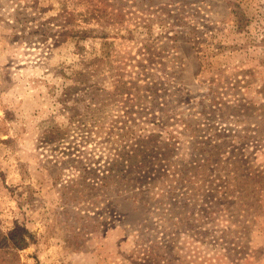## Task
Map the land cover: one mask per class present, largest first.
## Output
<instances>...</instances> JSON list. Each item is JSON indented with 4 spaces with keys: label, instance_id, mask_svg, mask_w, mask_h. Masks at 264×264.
Returning a JSON list of instances; mask_svg holds the SVG:
<instances>
[{
    "label": "rangeland",
    "instance_id": "374dc122",
    "mask_svg": "<svg viewBox=\"0 0 264 264\" xmlns=\"http://www.w3.org/2000/svg\"><path fill=\"white\" fill-rule=\"evenodd\" d=\"M152 83L195 134L157 110L127 121L152 112ZM168 129L178 167L225 142L213 175L228 172L229 201L101 196L110 148ZM13 230L32 235L13 264H264V0H0V234Z\"/></svg>",
    "mask_w": 264,
    "mask_h": 264
},
{
    "label": "trees",
    "instance_id": "16d2710c",
    "mask_svg": "<svg viewBox=\"0 0 264 264\" xmlns=\"http://www.w3.org/2000/svg\"><path fill=\"white\" fill-rule=\"evenodd\" d=\"M159 86L161 85L152 83L148 86V89L145 88L149 92L147 96L149 98H145L144 102H148L152 112L147 113L143 105L138 106L140 110L137 109L136 111L130 112L127 115V121L133 122L134 124L136 121L143 122V118L146 120L156 119L158 117L155 116V110H157L160 113V117L156 120L164 128H169L173 123L176 124L180 121L183 124V131H186L185 133H189V135L195 134V127L190 125L191 119H176L175 116L177 113L171 106L170 98H165L163 102H159L158 99L161 96L157 92V90L161 89ZM162 90L167 91L168 88H162ZM136 125L139 124L136 123ZM173 132L174 130L168 129L166 131L168 136L162 140L133 136V141L124 139L125 144L121 147L110 148L108 152L113 150L114 153L112 156L107 153L108 156L105 162L108 164L106 170L108 175L104 176V179L107 178L108 182L103 180L96 188L103 190L101 196L108 192H116V194L127 192L128 194H132L135 200L141 201L139 199L140 196L152 192L157 186L160 189L162 188L163 191L165 190V192L170 193V196H176L175 192L177 190L184 189L185 191L181 193L182 195L178 200L180 202V210H187L189 207H193V212L195 210V204L199 202L209 207V204H213L214 202H220L221 205H224L229 201L228 194L224 191L229 184L228 172L225 174L219 173L217 176L213 175L214 171L224 170L228 162L223 159L226 158L224 157L225 142L220 145L210 146L209 151L212 152L208 153L207 157L192 159L185 166L178 167L174 163L175 160L173 157V154L178 148V140L173 135ZM125 133L127 135L129 132ZM91 134L88 132L83 135V141L88 142L91 139ZM130 135H132V132ZM196 144L198 143H195L194 149L201 150V147H197L198 145ZM234 163L236 164L237 161ZM238 170L239 168L234 171L235 176L233 175L232 180H239L237 187L241 189L243 187L242 183H240L242 174L237 172ZM213 184L215 185L211 187ZM209 187H211L212 191H216V193L222 191L221 196L214 195L213 199H217V201H212L211 199H209V202L207 201L205 188ZM235 198L237 202L242 199L240 195H237ZM91 200L89 198L90 202ZM199 211H203L206 214L205 208H200ZM198 216L201 218L208 217V215L203 214H198ZM208 219L210 220V218ZM181 229L182 227L179 226V232ZM172 234L176 236L178 233L175 232ZM166 236L167 241L172 239L170 238L171 236L173 237L171 232L167 233ZM173 238L175 239V237ZM30 240H32V235L27 230H13L6 235L0 234V264L15 263L17 250L26 247ZM3 244H6V246Z\"/></svg>",
    "mask_w": 264,
    "mask_h": 264
}]
</instances>
